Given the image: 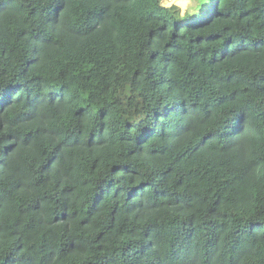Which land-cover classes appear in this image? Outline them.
<instances>
[{"label":"trees","instance_id":"16d2710c","mask_svg":"<svg viewBox=\"0 0 264 264\" xmlns=\"http://www.w3.org/2000/svg\"><path fill=\"white\" fill-rule=\"evenodd\" d=\"M185 1L0 0V264H264V0Z\"/></svg>","mask_w":264,"mask_h":264},{"label":"clouds","instance_id":"9594fccd","mask_svg":"<svg viewBox=\"0 0 264 264\" xmlns=\"http://www.w3.org/2000/svg\"><path fill=\"white\" fill-rule=\"evenodd\" d=\"M173 0H162V6L169 7ZM177 2L178 7L181 9V15H183V10L187 8L186 3L181 2V0H175Z\"/></svg>","mask_w":264,"mask_h":264},{"label":"rangeland","instance_id":"374dc122","mask_svg":"<svg viewBox=\"0 0 264 264\" xmlns=\"http://www.w3.org/2000/svg\"><path fill=\"white\" fill-rule=\"evenodd\" d=\"M181 2H184V3H186L187 4V1H183V0H181ZM171 5H175L176 7H178V4H177V2H175V0H173V2L170 4V6ZM178 9L181 11V9L178 7Z\"/></svg>","mask_w":264,"mask_h":264}]
</instances>
